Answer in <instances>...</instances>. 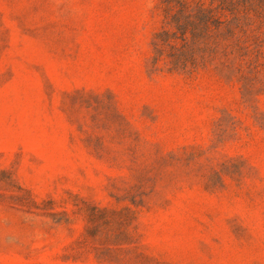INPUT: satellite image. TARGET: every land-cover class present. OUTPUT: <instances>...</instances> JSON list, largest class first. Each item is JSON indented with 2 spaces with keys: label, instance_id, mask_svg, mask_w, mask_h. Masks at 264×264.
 <instances>
[{
  "label": "rangeland",
  "instance_id": "rangeland-1",
  "mask_svg": "<svg viewBox=\"0 0 264 264\" xmlns=\"http://www.w3.org/2000/svg\"><path fill=\"white\" fill-rule=\"evenodd\" d=\"M182 2L0 0V264H264V20L153 67Z\"/></svg>",
  "mask_w": 264,
  "mask_h": 264
},
{
  "label": "trees",
  "instance_id": "trees-1",
  "mask_svg": "<svg viewBox=\"0 0 264 264\" xmlns=\"http://www.w3.org/2000/svg\"><path fill=\"white\" fill-rule=\"evenodd\" d=\"M252 15L264 20V0H210L194 5L179 3L166 17V25L153 39L156 67L163 57L170 71L191 72L212 67L226 75L232 62L248 50L239 34Z\"/></svg>",
  "mask_w": 264,
  "mask_h": 264
}]
</instances>
